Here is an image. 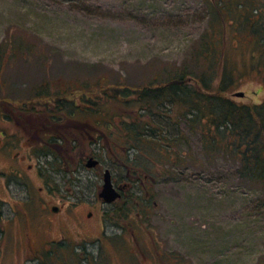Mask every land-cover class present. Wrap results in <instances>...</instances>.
I'll return each instance as SVG.
<instances>
[{"label": "rangeland", "instance_id": "rangeland-1", "mask_svg": "<svg viewBox=\"0 0 264 264\" xmlns=\"http://www.w3.org/2000/svg\"><path fill=\"white\" fill-rule=\"evenodd\" d=\"M218 1L0 0V130L15 151L41 141L21 178L0 153V264H74L72 255L89 258L79 264H264V183L243 178L235 157L206 154L202 133L178 111H166L169 104L156 116L159 137L174 143L161 158L179 162H155L156 183L145 176L149 192L119 220L107 217L113 207L98 196L105 169L126 192L141 194L144 187L132 181L123 152L100 147L99 165L87 167L77 150L96 139L93 125L67 117L74 103L65 101V114L52 117V104L36 96L97 77L133 85L185 67L194 76L207 71L197 52L229 17ZM260 9L262 19L264 0ZM231 36L232 30L221 60L239 66V81L227 94L240 103L262 102L264 77L250 66L257 44L241 39L236 46ZM209 75L217 86L219 76Z\"/></svg>", "mask_w": 264, "mask_h": 264}, {"label": "trees", "instance_id": "trees-1", "mask_svg": "<svg viewBox=\"0 0 264 264\" xmlns=\"http://www.w3.org/2000/svg\"><path fill=\"white\" fill-rule=\"evenodd\" d=\"M261 1H218L220 10L229 17L222 19V26L212 27L210 33H207L208 39L203 43V49L197 52V61L202 59L207 66V71L202 70L200 74L195 73L194 76V71L191 73L185 67L173 76L167 75L165 80H161L162 75L159 74L149 82L127 85L121 81L108 83L106 79L97 77L94 81L84 80L80 85L76 84V87L66 90L37 91L36 96L39 94L42 100L52 104L54 110L48 111L53 112L52 117L55 118L60 111L65 114L64 101L74 103L67 117L80 120L83 124L91 123L95 128L96 136L93 137L96 139L90 137L85 142V148L82 147L79 152L77 150L81 161L87 162L90 157L100 161L102 151H97L100 147L114 153L119 149L123 152L121 159L125 161L132 181L144 186L141 194L133 193L132 190L126 192L122 188V197L113 203L114 208L111 214L106 213L107 217L111 215V218L121 220L128 218L134 209L138 210L141 196L150 190L147 184L151 183H145V176L152 184L157 181L153 171L155 162L172 161V165L178 164L173 151L170 152L173 158H161L164 150L174 146L169 140V148L164 138L159 137L163 131L159 128L156 116L164 113L162 111L167 104L170 107L166 111L176 115L178 111V116L185 119L192 130L202 133L206 154L224 152L235 157L240 163L239 172L243 178L264 183V100L247 104L229 97L227 91L239 81L235 78L239 66L235 63L225 64L221 60V46L226 43L229 31L232 30L234 37L231 36V40L237 42L236 46L242 40L257 44L251 50L253 61L250 66L253 73L264 77V17H260L263 11L259 13ZM218 62L222 64L215 66ZM212 71L220 78L215 87L209 82ZM19 102L21 106L30 103L23 99ZM155 136L162 139L161 142ZM103 137L108 143L102 144ZM93 144H96L95 147ZM142 217L146 216L142 214ZM88 259L85 257L79 260L72 255L71 261L79 264Z\"/></svg>", "mask_w": 264, "mask_h": 264}, {"label": "flooded vegetation", "instance_id": "flooded-vegetation-1", "mask_svg": "<svg viewBox=\"0 0 264 264\" xmlns=\"http://www.w3.org/2000/svg\"><path fill=\"white\" fill-rule=\"evenodd\" d=\"M3 101H6V100H3ZM5 117L6 119L8 118L7 116ZM0 118H2V120L4 119V113L2 111L0 112ZM37 133H38V138H41V133L39 132V130H37ZM1 136H5V140H8L9 143H5L2 139H0V143H1L0 153L3 156H6L7 160L11 163L12 167L10 168V170L12 169V171L16 173V176L18 178H21L22 171L20 172L19 170H22L25 167H28V168L31 167V164L28 162L30 159L31 152L33 151L34 154H35V151H38V153H41V141L38 142L39 144L38 143L35 144L34 142L29 143L30 149L28 151H15L16 143L12 141V138L10 139V136L9 134H7L6 130L4 129L0 130V137ZM8 154L10 156H7ZM14 172H11V174H14ZM117 188L121 192L122 188L118 186ZM113 203L114 202H112L109 205H111L114 208Z\"/></svg>", "mask_w": 264, "mask_h": 264}, {"label": "water", "instance_id": "water-1", "mask_svg": "<svg viewBox=\"0 0 264 264\" xmlns=\"http://www.w3.org/2000/svg\"><path fill=\"white\" fill-rule=\"evenodd\" d=\"M245 95V92H237L236 96L242 97ZM99 159L95 157H90L87 162L86 166L87 167H96L99 165ZM104 182H103V187L98 193V196L103 199L104 202L111 204L112 202L117 201L119 198L122 197L120 190L117 188V186L113 182L112 178V173L111 170L108 168L105 169L104 171ZM54 210H58L57 207L53 208Z\"/></svg>", "mask_w": 264, "mask_h": 264}]
</instances>
